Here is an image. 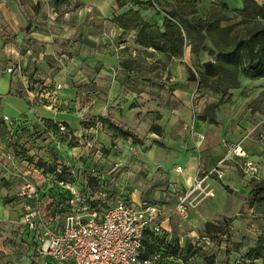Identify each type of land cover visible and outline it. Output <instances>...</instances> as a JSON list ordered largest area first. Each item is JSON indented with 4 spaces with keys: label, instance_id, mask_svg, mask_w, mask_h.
<instances>
[{
    "label": "crops",
    "instance_id": "1",
    "mask_svg": "<svg viewBox=\"0 0 264 264\" xmlns=\"http://www.w3.org/2000/svg\"><path fill=\"white\" fill-rule=\"evenodd\" d=\"M216 1L225 2L231 8L241 7L240 0H204L207 8L210 3ZM128 9L137 10L145 19L141 5L131 2L118 7L115 0H0V111L3 112L1 115L16 119L18 126L24 121L23 124H26L41 119L61 122L68 131L63 139L67 142L72 139V142L66 144L59 138L57 141L30 138L23 146L26 148L25 154L32 159L14 156V146L8 144L11 139L6 141V145L0 143V166L3 169L0 172V264H40L41 261L34 251V238L19 222L22 201L20 192L24 182L19 176L23 174L36 183L38 189L43 188L46 184L44 174L46 170L42 171L36 165V158L44 160L47 157V147L54 146V143L60 159L66 160L69 164L74 162V165L72 163L70 165L74 171L81 165L90 167L87 153L86 157L82 156V161L75 158L72 160L71 155L74 156L75 150H79L80 147L76 144H79V139L87 140L85 132L95 131L96 137L102 136V132L99 129L93 130L91 126L84 128L80 120L95 119L96 124L110 120L115 125L127 128L129 127L127 122H130L132 115L138 111L139 106L134 100L139 103V99H142L140 97L145 96L143 90L135 89L138 68L134 67V62L137 61L136 55L140 47L134 41L135 30H122L112 19L114 15ZM126 51L127 58H124L123 53ZM204 52L206 51L202 50L204 58L200 62L210 59ZM198 55H201V51ZM124 60L127 61V65H124ZM186 66L190 67V53L183 51L181 58H172L166 67L172 74V83L178 86L179 95L196 88L195 82L187 78ZM7 67H11L10 72L5 70ZM71 70H74L73 76L68 77L67 74ZM195 70H199V67H195ZM122 74L128 77L126 82L123 81ZM143 104H150L149 110L152 112H161L167 108L155 100ZM256 114L259 115L257 110L252 115ZM184 118L186 120V117ZM204 123L202 120L197 122L193 120L191 126L200 128ZM3 126L6 130L4 123ZM184 126L185 124H182V127ZM250 128H253V125ZM4 132L0 134V140L4 138ZM21 135L26 133L23 131ZM232 136V140L240 143L246 155L257 161L256 178L242 175L232 159H226L217 165L225 156V147L222 142L217 141L216 135L207 133L195 142L198 155L187 152L174 156V160L182 165V167L179 165L181 167L179 172L173 170L174 166L168 169L163 162L153 165L155 162L153 155L145 160L149 162V166L142 165L143 168L148 167L147 175L150 176L147 188L153 186L149 192L138 187L139 182L135 181L132 166L128 167L111 157L106 159L97 155L95 165L108 173L113 162H120L122 169L120 168L118 178H121V181L116 185L114 192L134 203L142 201L157 203L166 213L167 209L174 205L176 191L189 187L198 172L216 165L222 169L223 178L219 180L209 176L207 179L209 185L213 183L214 178L218 183L241 193L246 191L245 188L251 180L264 179V142L258 138L253 140V143H248L246 138L239 141L237 137ZM87 141L91 143L94 139ZM29 143L33 144L29 146ZM246 145H252L255 152L248 153L246 151L248 149L244 147ZM97 168L95 169L98 170ZM88 174L92 172L87 174L84 172V178ZM102 177L108 176L102 174L100 179ZM237 200L238 208L241 207L243 210V217H230L227 226L234 228L230 238L246 234L245 232L253 231L254 227L263 224L261 220L249 218L251 206L244 204V198L237 197ZM224 210L231 212L233 207L228 205ZM190 212L191 209L187 217ZM174 217L179 219L177 215ZM166 221L162 222V231L169 236ZM200 230H189L187 238L190 242H193L191 235Z\"/></svg>",
    "mask_w": 264,
    "mask_h": 264
},
{
    "label": "rangeland",
    "instance_id": "2",
    "mask_svg": "<svg viewBox=\"0 0 264 264\" xmlns=\"http://www.w3.org/2000/svg\"><path fill=\"white\" fill-rule=\"evenodd\" d=\"M172 1L153 0L151 2H143L141 9L144 10V20L149 24L159 26L163 11L172 7ZM206 12V3L204 0H198L193 16L202 18ZM208 44L207 39L203 40L202 45L207 46ZM139 47L138 55H136L137 61L134 62V67L138 68V72L135 75L137 78L135 89L143 90L145 96L140 97L142 99H139V103L134 100V103L139 107L138 111L132 115V120L127 122L129 127L124 128L119 125L118 128L114 129L113 126L115 124L110 120H105L102 124H96L95 119L80 120L84 128L91 126L93 130L99 129L102 132V136L97 135L96 137L95 131L85 132V135L87 134L86 139H94V142H91V147L89 148H84L83 144L75 142L80 148L75 150L74 156L71 155L72 160L75 158L82 161V156L87 153L90 167L95 168V161L98 159L95 155L98 157L103 156L106 159L107 157L114 158V161L118 160L125 163L128 167L132 166L134 177L136 178L135 181L139 182L138 187H141V189L145 188L149 192L153 186L150 185L147 188L150 176L148 177L147 175L149 162H145V160L152 155L155 157L156 162L153 165L163 162L170 169L175 165L182 167L179 162L174 160L175 155L187 152L196 153L195 156L198 155V147L195 142L202 139L205 133L216 135L219 143H223V141L234 142L231 138L232 135L237 137L239 141L246 138L248 143H253V140H258V138L264 142V80L239 76L238 86L229 89L227 95L224 96L207 89L198 91L196 88L193 91L189 90L179 95L178 86L172 83V74L169 72V68L166 69L172 59H166L161 52ZM183 51L190 53V67L186 66L185 68L188 74V70H195L198 64L203 63L200 61L204 57H202V49L193 54L190 43H187L182 48L181 56L175 59L181 58ZM200 51L201 55L199 56ZM204 53L207 55L206 52ZM126 55L127 51L123 53L124 58H127ZM180 63L183 64V62ZM72 72L74 70H71L67 76L72 77ZM121 77L126 82L128 78L126 74H122ZM149 100H155L158 104L163 103L168 111L162 109L161 112H152L149 110L151 108L150 104H143L148 103ZM141 107H143L142 110L140 109ZM255 110H257L259 115H252ZM2 113L0 111V134L5 131L1 118ZM184 117H186V120H184ZM255 119H259V122L255 121ZM193 120H196V122L197 120H202L205 122V127L202 125L200 128L191 126ZM182 124H185V126L182 127ZM251 125H253V128H250ZM179 128L183 129L179 130ZM120 132H125L126 135H122ZM29 139L30 135L28 134L11 138L8 144L14 146V156L32 159V157H28L25 154L26 148L23 146L27 144ZM61 140L66 144L72 142V139H69V142L64 139ZM0 143L6 145L5 138H2ZM31 144L33 143L28 145L31 146ZM244 147L248 149L246 151L250 154L254 151L252 145ZM96 150H98V153H96ZM46 156L44 160H40L46 163V169H50L51 164L49 163L53 162L55 165L56 161L60 159L58 152H56L55 143L54 146L47 147ZM71 163L74 165V162ZM143 164H146L147 166L145 167L147 168H143ZM1 170H3L2 167L0 172ZM120 170L112 174V172L106 173L107 171L105 170L101 172L100 168L92 172V174L86 175L81 191L85 197H96V191L103 186V181L101 179L98 180V178L104 174V176L109 177L106 182L107 190L104 191L105 196L97 200L95 205L103 208L111 204L115 197L118 196L114 191L116 185H119L121 181V178H118ZM213 180V183L210 184L214 190L213 197H198V202L195 201L197 203L191 208L187 219L180 221L181 219L175 218L174 215H170L167 218L166 224L169 230V237H167L166 241H164L162 234H157L150 240L146 239L145 249L147 246L149 247L147 248L148 250L156 249L164 264H178L179 258L175 257L176 254H180V258L186 261L187 264H234L233 259L235 257L240 259L241 264H252L258 261V259L253 258L256 252L254 250V237L256 238L264 230V198H261L262 194H254L255 183L252 184V182L246 186V191L239 193L229 186L218 183L216 179L213 178ZM237 197L244 198V204L251 206V216L249 218L261 220L263 224L254 227L255 231L245 232L246 234L235 238L229 237L224 243L217 241L207 251L200 252L198 249H194L192 242L187 238L190 229L221 232L230 223L224 224L222 217H243V210L237 206ZM228 205L233 207L231 212L224 210ZM237 211L240 212L235 214ZM171 254L172 258L169 256Z\"/></svg>",
    "mask_w": 264,
    "mask_h": 264
},
{
    "label": "built area",
    "instance_id": "3",
    "mask_svg": "<svg viewBox=\"0 0 264 264\" xmlns=\"http://www.w3.org/2000/svg\"><path fill=\"white\" fill-rule=\"evenodd\" d=\"M5 70L10 72L11 67ZM1 118L7 131L4 138L10 140L19 132L20 127H17L16 119L6 115H1ZM36 122L38 126L32 130L41 131V121ZM66 133L68 131L65 125L56 122L55 130H46L36 138L57 141L58 137ZM79 140V144L84 147H91V143L85 138ZM223 144L225 156L217 165L226 159H232L242 175L256 178L258 163L246 155L240 143L223 141ZM70 165L66 160L58 159L54 171L44 173L46 184L40 189L25 175L19 176L24 181L20 192L22 201L19 222L34 238V251L41 259L40 264H162L157 252L142 256L145 231L160 233L162 222L172 214L184 220L188 211L198 202V197L214 195V190L207 181L208 177L214 176L219 180L223 178V171L217 165L198 172L189 187L176 191L174 205L166 213L157 203H134L121 195L116 196L111 204L100 208L92 206L90 202L105 196L109 177L101 178L103 186L96 191V197H85L81 191L83 174L94 172L97 167L81 165L74 171ZM121 166L120 162H113L108 173L114 174ZM173 170L179 172L181 167L176 165ZM60 173L64 175L58 177ZM231 234L232 228L227 227L219 235L220 242L224 243ZM190 238L197 242L198 248L195 249L200 252L215 245L213 235L194 232ZM233 263L241 264V261L235 257ZM178 264L187 262L179 259Z\"/></svg>",
    "mask_w": 264,
    "mask_h": 264
},
{
    "label": "trees",
    "instance_id": "4",
    "mask_svg": "<svg viewBox=\"0 0 264 264\" xmlns=\"http://www.w3.org/2000/svg\"><path fill=\"white\" fill-rule=\"evenodd\" d=\"M118 7H122L127 2L142 5L143 2L153 0H115ZM240 8H231L225 2H212L207 8L206 14L202 18L194 17L195 6L198 0H173L172 7L163 11L160 25L149 24L138 13L137 10L128 9L125 12L114 15L112 19L122 30H135L134 41L143 48H151L161 52L166 59L181 56L182 48L190 43L191 52L196 54L199 49L206 51L209 60L198 64L199 70H188V79L196 84V90L207 89L220 96L227 95L229 89L238 86L239 76L264 80V1L240 0ZM207 39L209 44L202 45ZM124 65L127 61L124 60ZM20 124V130L14 136L21 135L23 131L30 135V138L38 137V133L46 130H55L56 123L50 119H41V131L32 130L37 128V122L28 125ZM114 125V129L118 128ZM31 131V132H30ZM7 131L5 130V133ZM126 135L125 132H120ZM13 136V137H14ZM62 134L59 140L64 138ZM6 141H9L5 139ZM75 145V144H74ZM51 148V147H50ZM49 148V150H50ZM37 159L36 165L48 172L54 171V163L50 169H46V163ZM87 174V172H86ZM64 174H58V177ZM98 178V177H97ZM100 180V178H98ZM254 184V194H262L264 198V179L251 180ZM100 183V182H99ZM96 201H91L94 206ZM230 217H222L224 224L230 221ZM226 225L223 231L227 228ZM204 231L200 233L213 235L215 244L220 242L219 235L223 232ZM164 241L168 239V234L161 231ZM157 234L147 230L144 233L143 245L146 239L154 238ZM194 249L198 248L197 242H192ZM144 247L142 256L146 257L156 249ZM253 258L258 259L256 263L264 264V230L255 239ZM159 254V253H158ZM162 254V253H161ZM172 258V254L169 255ZM180 258V254H176ZM162 264L164 261L162 258Z\"/></svg>",
    "mask_w": 264,
    "mask_h": 264
}]
</instances>
